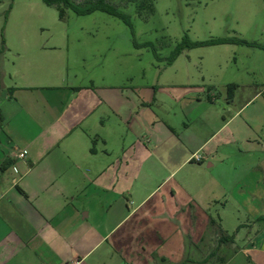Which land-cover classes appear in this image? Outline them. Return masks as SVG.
Instances as JSON below:
<instances>
[{"label":"crops","instance_id":"obj_1","mask_svg":"<svg viewBox=\"0 0 264 264\" xmlns=\"http://www.w3.org/2000/svg\"><path fill=\"white\" fill-rule=\"evenodd\" d=\"M96 67L70 40L0 52V264H197L181 255L206 230L233 237L221 264H264V138L240 122L250 101L158 85L133 119L131 91ZM149 158L168 172L157 185Z\"/></svg>","mask_w":264,"mask_h":264},{"label":"rangeland","instance_id":"obj_2","mask_svg":"<svg viewBox=\"0 0 264 264\" xmlns=\"http://www.w3.org/2000/svg\"><path fill=\"white\" fill-rule=\"evenodd\" d=\"M72 2L81 8L93 3ZM105 3L128 15L132 28L100 11L79 16L64 9L65 19L60 21L56 6H47L42 0H0V52L21 41L54 44L70 40L86 45L94 52L97 78L119 92L131 91L133 119L137 115V96L152 93L158 85L197 86L216 95L220 104H226L228 86L234 85L231 92L235 105L250 101L240 122L254 125L264 138V50L244 45L201 47L185 50L172 63L168 62L185 36L192 42L237 38L264 46V0H150L144 8L139 7L141 3L129 0H105ZM135 43L151 44L159 59L152 48H136ZM146 128L156 129L150 125ZM148 173L151 186L157 185L168 172L149 158ZM181 174L182 171L173 175L169 184L176 183ZM173 239L161 248L162 254L172 255L179 244ZM217 239L206 230L202 240L196 242V250L187 248L185 241L181 262L189 257L197 264H221V258L226 256ZM152 256L153 260L151 256L141 258L145 264H161V256ZM163 258L162 264H171ZM228 264L245 262L238 257Z\"/></svg>","mask_w":264,"mask_h":264},{"label":"trees","instance_id":"obj_3","mask_svg":"<svg viewBox=\"0 0 264 264\" xmlns=\"http://www.w3.org/2000/svg\"><path fill=\"white\" fill-rule=\"evenodd\" d=\"M92 1H93L92 5L81 8L78 5H76L74 2H72V0H42V2L47 6H56L60 21H63L65 19L64 9H71L74 13H76L79 16L89 15L95 11H100V12L105 13L107 15H110L112 17L118 18L125 25L132 28L131 20H130L128 15H126L122 12H119L116 9H114L113 7H111L110 5L106 4L105 0H92ZM129 1L133 2V3H137V2L139 4L141 3L139 5V7L144 8L145 5L150 0H129ZM134 45L136 48H148V47L152 48L153 52L156 56V59H159V57L157 56V54L154 51V48L151 46V44L145 43V44L140 45V44L135 43ZM219 45L257 46L260 49L264 50V46L251 44V43H248L244 40H240L237 38H219V39H211V40L204 41V42H192V41H190L188 36H185L183 38L182 42L172 52L171 56L169 57L168 62L172 63L185 50H192L195 48L211 47V46H219ZM2 46H3V44H2ZM2 49H3V47H2ZM233 87H235V86L234 85L228 86V97H227L228 99L232 98L231 89H233ZM93 151L94 150L91 149V152H93ZM211 225H212V222H211ZM232 242H233V237H226V236L222 235L219 238L220 244H227V243H232Z\"/></svg>","mask_w":264,"mask_h":264},{"label":"built area","instance_id":"obj_4","mask_svg":"<svg viewBox=\"0 0 264 264\" xmlns=\"http://www.w3.org/2000/svg\"><path fill=\"white\" fill-rule=\"evenodd\" d=\"M25 155H26V151H23V152L19 153L17 156H18V158L22 159L25 157ZM194 160H195V162L200 163L202 161V158L200 156H196L194 158Z\"/></svg>","mask_w":264,"mask_h":264}]
</instances>
